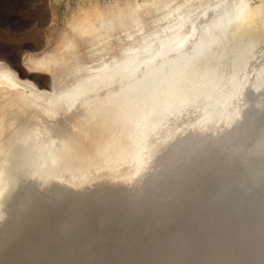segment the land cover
Wrapping results in <instances>:
<instances>
[{
	"label": "bare ground",
	"instance_id": "1",
	"mask_svg": "<svg viewBox=\"0 0 264 264\" xmlns=\"http://www.w3.org/2000/svg\"><path fill=\"white\" fill-rule=\"evenodd\" d=\"M252 2H119L25 68L0 50V264H147L142 240L159 259L171 243L181 264H264Z\"/></svg>",
	"mask_w": 264,
	"mask_h": 264
},
{
	"label": "rangeland",
	"instance_id": "2",
	"mask_svg": "<svg viewBox=\"0 0 264 264\" xmlns=\"http://www.w3.org/2000/svg\"><path fill=\"white\" fill-rule=\"evenodd\" d=\"M130 1L143 0H0V50L3 49V52L6 50L7 55L25 68L31 56L39 57L52 51L58 53L62 51L68 39L80 40L73 25L77 17L84 14H89L91 17L98 16L102 11L119 2ZM253 2L256 3L257 0ZM180 5L181 1L177 6ZM187 6L191 8L189 3ZM163 15L164 13L159 11L152 17L154 19L150 18V20L154 21ZM173 21L176 22L170 15L161 23L167 25L174 23ZM140 34L141 32L138 33ZM115 37H119V34L117 33ZM80 48L85 51L84 53L89 51L83 44ZM86 59L90 60H88L89 64L100 60L99 57ZM106 168V162L98 161L96 171L99 182L104 181Z\"/></svg>",
	"mask_w": 264,
	"mask_h": 264
},
{
	"label": "water",
	"instance_id": "3",
	"mask_svg": "<svg viewBox=\"0 0 264 264\" xmlns=\"http://www.w3.org/2000/svg\"><path fill=\"white\" fill-rule=\"evenodd\" d=\"M221 213H222V210L219 209L218 207L217 208H213L212 209V213H209V216L206 214V222L210 223L212 226L213 224L216 226V223L218 222V218L219 216H221ZM209 218V219H208ZM154 233V230L153 229H149L148 231H146V234L148 236H151L152 234ZM179 240V239H178ZM143 246H148V250L151 251V255L149 254V252L147 253L146 252V256H148V262L147 264H181L179 263L178 261L179 260H183V257L181 256L182 254H184L183 252L180 254L178 252H176L173 247H171L169 244V242H161L160 245V248H159V253L161 254V259H159L158 257L154 258L152 257L153 255V251L154 249L156 248V246H158V244H155V245H152L153 243H150V244H144L143 240L141 241ZM163 243V244H162ZM185 244H189V241L188 240H185L184 242ZM164 244H168L167 246H165ZM147 250V249H146ZM189 251V250H188ZM190 256L193 257V255L189 252ZM177 257V258H175ZM144 259V258H143ZM178 262V263H177ZM227 264H230V263H227Z\"/></svg>",
	"mask_w": 264,
	"mask_h": 264
}]
</instances>
